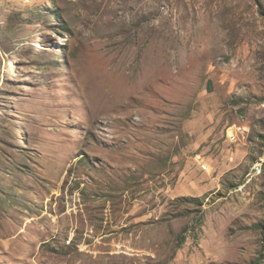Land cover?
<instances>
[{
  "label": "rangeland",
  "instance_id": "1",
  "mask_svg": "<svg viewBox=\"0 0 264 264\" xmlns=\"http://www.w3.org/2000/svg\"><path fill=\"white\" fill-rule=\"evenodd\" d=\"M257 224L264 0H0V264H264Z\"/></svg>",
  "mask_w": 264,
  "mask_h": 264
},
{
  "label": "trees",
  "instance_id": "2",
  "mask_svg": "<svg viewBox=\"0 0 264 264\" xmlns=\"http://www.w3.org/2000/svg\"><path fill=\"white\" fill-rule=\"evenodd\" d=\"M254 228H256V229H264V224H257V225H254ZM178 241H179V244L181 245L183 242H184V236H183V234H180L179 236H178Z\"/></svg>",
  "mask_w": 264,
  "mask_h": 264
},
{
  "label": "built area",
  "instance_id": "3",
  "mask_svg": "<svg viewBox=\"0 0 264 264\" xmlns=\"http://www.w3.org/2000/svg\"><path fill=\"white\" fill-rule=\"evenodd\" d=\"M205 167H207L205 164L201 165V168L204 169Z\"/></svg>",
  "mask_w": 264,
  "mask_h": 264
}]
</instances>
